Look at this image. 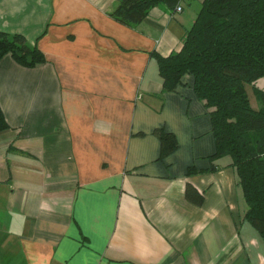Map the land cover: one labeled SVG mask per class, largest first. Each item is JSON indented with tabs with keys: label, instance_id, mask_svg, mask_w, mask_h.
Segmentation results:
<instances>
[{
	"label": "crops",
	"instance_id": "0c3cea01",
	"mask_svg": "<svg viewBox=\"0 0 264 264\" xmlns=\"http://www.w3.org/2000/svg\"><path fill=\"white\" fill-rule=\"evenodd\" d=\"M202 2L133 26L119 0H0V30L46 57L0 61V264H264L194 76L164 91L154 56L182 48ZM158 128L178 142L164 157Z\"/></svg>",
	"mask_w": 264,
	"mask_h": 264
},
{
	"label": "trees",
	"instance_id": "16d2710c",
	"mask_svg": "<svg viewBox=\"0 0 264 264\" xmlns=\"http://www.w3.org/2000/svg\"><path fill=\"white\" fill-rule=\"evenodd\" d=\"M178 0H119L113 15L138 25L149 11ZM11 55L26 67L46 62L44 53L21 33L0 30V61ZM164 91L175 90L186 74L209 109L216 140L211 158L230 155L247 210L245 217L264 238V0H203L182 48L168 56L154 53ZM252 85L258 107L253 105ZM10 128L0 105V132ZM161 157L177 147L176 136L163 128ZM188 198L200 204L203 196L189 184Z\"/></svg>",
	"mask_w": 264,
	"mask_h": 264
},
{
	"label": "rangeland",
	"instance_id": "374dc122",
	"mask_svg": "<svg viewBox=\"0 0 264 264\" xmlns=\"http://www.w3.org/2000/svg\"><path fill=\"white\" fill-rule=\"evenodd\" d=\"M258 88H264V80L263 81H260L258 83ZM248 89H249V92H250V96L252 98L253 105L256 106V107H258L256 98H255V94L253 93L252 85H249L248 86Z\"/></svg>",
	"mask_w": 264,
	"mask_h": 264
},
{
	"label": "built area",
	"instance_id": "2783aa9c",
	"mask_svg": "<svg viewBox=\"0 0 264 264\" xmlns=\"http://www.w3.org/2000/svg\"><path fill=\"white\" fill-rule=\"evenodd\" d=\"M183 4H184V0H178V3L175 7V11L181 12L183 10Z\"/></svg>",
	"mask_w": 264,
	"mask_h": 264
}]
</instances>
